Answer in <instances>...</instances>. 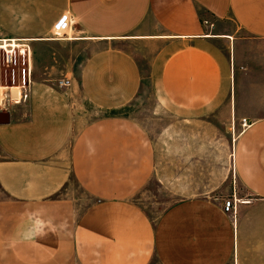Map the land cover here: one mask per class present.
Masks as SVG:
<instances>
[{"label":"crops","instance_id":"obj_1","mask_svg":"<svg viewBox=\"0 0 264 264\" xmlns=\"http://www.w3.org/2000/svg\"><path fill=\"white\" fill-rule=\"evenodd\" d=\"M0 40L84 52L67 87L0 86V264H264V0H0ZM147 94L174 122L156 135L125 113ZM82 100L101 115L83 123ZM226 120L248 124L235 220L185 193L152 219L136 198L155 177L214 187Z\"/></svg>","mask_w":264,"mask_h":264},{"label":"rangeland","instance_id":"obj_2","mask_svg":"<svg viewBox=\"0 0 264 264\" xmlns=\"http://www.w3.org/2000/svg\"><path fill=\"white\" fill-rule=\"evenodd\" d=\"M65 21L69 22L68 29L60 30V24ZM72 27L73 22L71 21L70 16L68 18V15L65 14L61 18L60 23L54 28V37L64 38L66 36L64 34L65 32L67 33L68 31L69 34H71ZM58 32L63 35L59 37L56 36V33ZM17 52L18 64H13L8 67L5 62L4 52L0 50V86L3 85L13 87L21 86L23 84L22 70L27 69V64H23L25 56L19 53V51ZM83 54L84 52L80 48V46L65 44L54 47L45 46L41 49H38L35 54L34 51L30 48L32 70L31 82L32 80H37L54 84L58 83L59 81L64 79L65 75H67L68 72L70 75L74 74L75 71H77L78 66L82 63ZM154 112H157V106L155 105L154 98H152L150 94H147V97L145 99L140 98L139 96V98H137V100L133 104V107L125 111V113L129 114L132 117H135L138 121L143 123L148 129H150L151 135H156V131L157 133H159V131H161V129L165 125L172 126L174 124L172 119L166 117H163L164 119L162 120L161 118L156 119L157 114L154 115ZM100 115L101 113L99 111L92 108L83 100L81 101L79 117L83 123L92 121ZM152 115L154 116V118H151ZM157 120L163 122L166 121V123L163 125V122L158 124ZM223 123H225L224 125H228V129L226 128L225 133V135H227V140L221 147L222 154L224 155V160L223 158H218L216 170L214 166H212L211 172L202 174L203 183L207 182L209 184H212V186L214 187L172 190L165 188V186L161 182V179L155 177L145 188V190L141 192L136 198L139 205L147 212V214L152 219H158L160 215L174 202L184 199L185 197L182 193H185L187 195L192 194L202 197L218 198L224 202L234 197L239 201V205L241 203L248 202V196L241 188L232 167L233 145L244 127L242 125L240 127V125H238L237 123L236 125L229 123L227 120ZM219 125L224 127L221 123H219ZM172 145H174V142L173 140H170V147ZM73 186L75 189L76 185ZM5 201H7V199L0 192V203ZM151 264H157V262L153 260Z\"/></svg>","mask_w":264,"mask_h":264},{"label":"built area","instance_id":"obj_3","mask_svg":"<svg viewBox=\"0 0 264 264\" xmlns=\"http://www.w3.org/2000/svg\"><path fill=\"white\" fill-rule=\"evenodd\" d=\"M69 26V22L65 21L60 24V30L67 29ZM60 32L56 33V36H61ZM60 38V37H59ZM16 42V48L14 47V44ZM0 50L4 52V58L5 62L10 67L11 65H17L18 64V52L25 56L23 64H27V69L22 70V77H23V84L21 85L22 89H26L31 85V55H30V48L26 45H21L20 42H17V40H0ZM29 51V52H28ZM27 54V55H26ZM14 76V71H13ZM30 83V84H29ZM70 85V80L65 79L59 82V86L61 87H67ZM24 98H27V95L24 96ZM242 126L246 128L248 126L246 121L242 122ZM239 205V201L235 199L234 197L226 200L223 205L224 212L227 214H232L233 218L235 220L237 215V207Z\"/></svg>","mask_w":264,"mask_h":264},{"label":"water","instance_id":"obj_4","mask_svg":"<svg viewBox=\"0 0 264 264\" xmlns=\"http://www.w3.org/2000/svg\"><path fill=\"white\" fill-rule=\"evenodd\" d=\"M3 116H9L8 113L6 112H0V118L3 117ZM4 122H1L0 121V124H3Z\"/></svg>","mask_w":264,"mask_h":264},{"label":"bare ground","instance_id":"obj_5","mask_svg":"<svg viewBox=\"0 0 264 264\" xmlns=\"http://www.w3.org/2000/svg\"><path fill=\"white\" fill-rule=\"evenodd\" d=\"M61 39H62V38H61ZM69 40H71V38H70ZM15 43H16V42H15ZM16 45H17V44H14V47H15V48H16ZM0 49H1V48H0ZM16 100H17V99H16Z\"/></svg>","mask_w":264,"mask_h":264}]
</instances>
